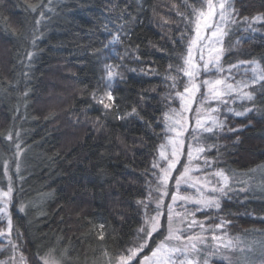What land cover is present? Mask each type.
Masks as SVG:
<instances>
[{
  "label": "trees",
  "instance_id": "trees-1",
  "mask_svg": "<svg viewBox=\"0 0 264 264\" xmlns=\"http://www.w3.org/2000/svg\"><path fill=\"white\" fill-rule=\"evenodd\" d=\"M232 3L237 23L215 19L226 31L220 63L229 65L230 96L238 100L231 108L244 114L226 116L222 105L217 122L223 126L202 134L200 142L206 170L221 169L237 180L218 197L219 209L194 217L212 227L222 223L226 236L251 233L263 242L264 194L251 180L243 185V177L264 171V80L257 79L264 75V0ZM203 4L0 0V187H11L10 234L29 264H41L44 255L61 264H113L132 245L145 213L137 202L149 203L151 191V214L155 209L159 169L153 163L166 166L159 160L160 145L172 133L166 114L180 106L176 93L186 78L178 68L194 35L193 9ZM109 90L116 100L105 115L97 100ZM101 223L104 240L98 238ZM4 227L0 216V231ZM8 253L0 236V264H8Z\"/></svg>",
  "mask_w": 264,
  "mask_h": 264
},
{
  "label": "snow or ice",
  "instance_id": "snow-or-ice-1",
  "mask_svg": "<svg viewBox=\"0 0 264 264\" xmlns=\"http://www.w3.org/2000/svg\"><path fill=\"white\" fill-rule=\"evenodd\" d=\"M206 3V9L202 5L201 9L198 10V14L196 16V19L194 21H191L195 24V37L192 38L189 42L188 50H187V56L182 57L184 60V66L178 68V71L183 72V74L187 77H189V86H185L184 91L177 92L176 95L180 98L182 104V109L184 111L191 110V103L192 100L195 99V94L201 90V86H206L207 88V94L203 96L201 100V104H207L209 100H218L222 101L224 103H227L226 101H223V97L226 95H230L231 91L233 90V85L227 83V78H216V79H205L201 82V84H197L194 81L196 78L201 74V70L203 72H209L213 68H216L217 71L222 72L224 69L219 66V61L221 58V55L223 53L222 48L215 47V43H218L220 39L226 35V31L220 27V23L217 22L215 19L216 17H219L220 22H226L227 20H231L232 23H237V21L234 18V14L237 13V9L233 6L232 0H205ZM217 8L219 9V12H217ZM194 12H197L196 9H193ZM182 15V14H181ZM262 17L257 16L254 17V20L261 19ZM187 19V17H186ZM245 20L248 18L245 17ZM207 29L210 30V34L205 36L203 35V31ZM213 38H215V42L213 41ZM207 40L208 44H202L201 42ZM197 47H200L201 49V56L200 59L204 60V50H208L209 59L207 61H204L202 65H198L196 62H194V52ZM213 53L215 55H213ZM32 53H28V58H32ZM241 63H255L253 62H241ZM171 67V66H170ZM231 67H236L235 65ZM252 71L255 73L257 71L256 68H253ZM114 76V73L109 70L108 77L111 79ZM175 79V78H174ZM259 80H264V75H260L257 77ZM253 83H255V80H253ZM175 86V84L173 85ZM247 87V85H245ZM187 94V96L185 95ZM245 97L248 100H252L253 96L250 93H245ZM107 98V101L105 98ZM94 99H96V96L94 94ZM115 100L116 98L113 96L111 90L105 92L98 100L97 102L103 106V108L106 110L105 115L108 114L107 110H111L115 106ZM198 118L196 119V128L193 129V140L196 142V145H199L201 137L198 135H195V132L198 130H203L205 132H213V127L208 126V122L211 121L214 127H222V122L215 121L214 118L209 116L207 119L200 117V109L197 110ZM209 112H215L216 109L209 108ZM249 111V110H246ZM133 113H135V109H133ZM237 115H243L244 113H236ZM123 118V117H119ZM166 119L171 120L173 123L171 125L166 126L167 131H172L176 133V138H169L168 142L166 144L162 143L160 145L159 149V160L160 161H166V166L162 165L158 161H155L153 163V168L159 169V173H154V175H157V186L152 189V191L161 192V188L164 189V191L161 192V195H168L167 187H168V180L172 175L173 169L176 168V163L178 160V143H182V141L179 140V137L182 135V132L184 130V124H183V112H178L176 110H173V115L169 116L166 114ZM11 139V137H9ZM194 151L199 154L203 153L205 151L204 147H197L193 146ZM169 148H171V158L169 157ZM188 155L190 158L193 156V152L190 150L188 152ZM195 158H199V155H197ZM207 163V161H205ZM192 168L189 166H185L183 173H181L180 176L176 177V187H177V193L179 192L180 186L182 184L187 185L188 187H196L197 191H200V187H198L199 181H193L191 177ZM216 176L221 177L223 179V185L217 187L212 186L210 188L211 192H221L223 193L225 188L228 186L229 177L224 173L223 170H220L215 173ZM208 184H211V181L207 182ZM9 193L11 192V188H9ZM5 196L8 195V193H4ZM149 203H145V201H138L137 203L142 205L145 208L143 223L141 227L137 230V236L136 239L132 242V245L128 247L127 249H123L118 253L115 257V264H132V262L138 257V255L144 251V249L148 246V240L152 238L153 234L156 233L161 227L160 223V216L162 215L160 208L162 206L163 201L162 200H155V214H151L150 210V203L153 200L152 192H149L148 196ZM184 200V201H190L197 205H202L203 208H213L216 209L220 208V204L218 202V199L216 197H207V198H198L196 200H192L191 196L187 195H178L173 194L172 200L173 203H175L177 200ZM169 214H168V220H169V226H168V236L165 237V241L161 242L157 246L156 249H154L151 253V257L145 256L143 260L141 261V264H199L198 260H193L188 254L185 248L176 247V246H170L167 241L171 240H181V239H188V240H199L201 243L204 242L203 238L201 237H181L180 235H176V231L172 228V221H173V215H172V205H169ZM197 210H200L198 208ZM198 223L197 221L193 220L191 224H189V227L192 226V224ZM10 224V222H9ZM223 224L217 225V227H222ZM200 227H204L202 224ZM99 229L101 230L99 232V239L104 240L105 239V231H106V225L104 223H101L99 225ZM213 239H217V237L213 236ZM225 247H228V245H225ZM191 251H199L196 247V243L191 244ZM105 256H108L109 253L107 251L104 252ZM42 264H50V262L47 259L42 258ZM51 264H59L57 261H52ZM109 264H112V261L110 259ZM205 264H207V261H205Z\"/></svg>",
  "mask_w": 264,
  "mask_h": 264
},
{
  "label": "rangeland",
  "instance_id": "rangeland-1",
  "mask_svg": "<svg viewBox=\"0 0 264 264\" xmlns=\"http://www.w3.org/2000/svg\"><path fill=\"white\" fill-rule=\"evenodd\" d=\"M203 6L206 9V3ZM201 9V8H200ZM198 9V10H200ZM198 10L196 12V16L198 14ZM196 19V18H195ZM223 26V25H222ZM194 29V35L195 37V24H193ZM206 30V29H205ZM205 30L203 31V35H205ZM209 35V34H207ZM206 35V36H207ZM222 38L218 43H215V47L220 48ZM213 41L215 42V38H213ZM206 44H208V41L206 40ZM189 43L186 46V52L185 57L187 56V50H188ZM201 50H199V47L195 49L194 57L198 65H202L204 61H207L209 59L208 50L206 56H204V60L200 59L201 56ZM213 55H215L213 53ZM221 61V58H220ZM219 66L224 69V71L219 72L216 70V68H213L209 72H203L201 70V74L196 78L194 81L197 84H201V82L205 79H216V78H227V83H230L232 80L229 73V65H224L220 63ZM186 78V84L185 86L191 87L189 84V77L185 76ZM183 87V91L184 88ZM181 91V93L183 92ZM207 94V88L206 86H201V90L195 94V99L192 100L191 103V110L184 111L182 109V102L180 100V106L176 107V111L183 112V124H184V130L182 132V135L179 137V140L182 141V143H178V160L176 163V168L173 169L172 175L168 180V187L167 192L168 195H161V192L164 191L163 188H161V192H156L157 200H162V206L160 208V211L162 215L160 216V223L161 225H164V233L162 234V238L154 244L153 247L149 249V252L140 257L138 264H141V261L145 256L151 257V253L154 249L157 248L161 242L165 241V237L168 236V226H169V220H168V214H169V205H172V215H173V221H172V228L176 231V235H180L181 237H201L203 238L204 242L201 243L199 240H188V239H181L179 241L177 240H171L167 241V243L170 246H176L185 248L187 251V254L193 259L198 260L199 264H205V261H207V264H209L210 259H223L227 264H264V241H255L256 239L252 240V238L248 235H251V233L248 234H242L241 238L236 237L232 238L231 236L225 235V228L217 227V225L222 224L220 222L217 223L214 227L206 225L203 220L197 219L194 217V214L197 212L207 210V209H213V208H203L202 205H197L190 201H184V200H177L175 203H173L172 195L178 194V195H187L191 196L192 200H196L198 198H207V197H218L221 192H211L210 188L212 186H221L223 185V179L221 177H218L215 175L216 172L220 170H213V168H208L207 164L204 163V158L202 157L203 153L197 154L194 151V145L197 147H204V145H201V142L199 145H196V142L193 140V129L196 128V119L198 118L197 109H200L199 116L207 119L209 116L215 119V121L220 119V116L223 112L226 116L233 115L234 112L239 113L236 110H233L231 106L234 102H237L238 100L230 95H226L223 97V101H226L227 103H224L222 101L218 100H209L207 104H201V100L204 95ZM187 96V94H185ZM243 98V95L240 96V99ZM245 98V96H244ZM180 99V98H179ZM222 105L223 112H221ZM175 107V106H174ZM213 108L216 109L215 112H209L208 109ZM209 127H213V124L211 121L208 122ZM207 133L203 130H198L195 132V135L201 136L202 134ZM170 138L175 139L176 133L172 132ZM205 148V147H204ZM193 152L192 158L189 157L188 152ZM206 150V149H205ZM197 155H199V158H195ZM169 157L171 158V150L169 153ZM185 166H189L192 168L191 177L193 181H199L198 187H200V191H197L196 187H188L187 185L182 184L180 186L179 192L177 193V187H176V177L180 176L181 173H183ZM255 170H251L249 174L245 175L243 178L247 179L243 185H248L247 181L251 180L253 185H256V188L259 189L262 194H264V171L259 170V172H254ZM225 173V172H224ZM226 174V173H225ZM229 177L228 186L234 183L235 179L233 176H230L228 173L226 174ZM8 178V174L5 175ZM211 181V184H208L207 182ZM157 186V182H156ZM227 186V187H228ZM10 185H6L3 187H0V216L2 219H4L5 227L2 231H0V236L3 237L4 242L6 243V246L8 248V257H6L5 262L8 264H29L24 255L19 251L17 244L13 241L11 238V225L9 224L10 218L8 215V208L9 204L11 203V195L12 191L9 193ZM4 193H8L7 196L4 195ZM22 206H18V210H22ZM200 208V210H197ZM152 214H155V209ZM195 220L198 223L192 224L191 227H189V224L192 223V221ZM203 225L204 227H200V225ZM162 228V227H161ZM160 228V229H161ZM253 234V233H252ZM213 236L217 237V239H213ZM246 236V238H244ZM260 240V239H259ZM210 243H209V242ZM196 243V247L199 251H191V244ZM260 243L259 247L253 248L254 244ZM225 245H228V247H225ZM42 258L47 259L50 264L52 261H57L59 264H61V261L56 258L53 255H44V257L40 258L41 264H42ZM256 258V261L254 260ZM255 262V263H254ZM115 264V263H113Z\"/></svg>",
  "mask_w": 264,
  "mask_h": 264
}]
</instances>
